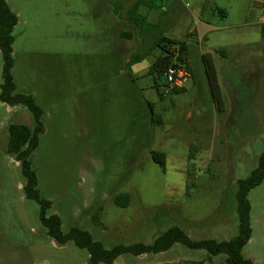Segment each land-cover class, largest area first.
I'll list each match as a JSON object with an SVG mask.
<instances>
[{
    "label": "rangeland",
    "instance_id": "obj_1",
    "mask_svg": "<svg viewBox=\"0 0 264 264\" xmlns=\"http://www.w3.org/2000/svg\"><path fill=\"white\" fill-rule=\"evenodd\" d=\"M5 1L18 17L16 92L43 111L31 157L38 191L62 231H87L106 249L150 245L171 227L194 241L235 237L237 182L264 151V0H145L156 27L144 43L120 39L128 30L122 25L98 22L101 0ZM160 38L186 43L191 75L183 91L163 99L149 75L159 48L134 69L121 66ZM206 67L214 71L212 88ZM2 84L0 54V91ZM13 125L32 129L34 120L24 106L0 102V264H88L86 250L46 235L38 204L25 199L19 163L7 153ZM153 152L164 154L163 167ZM122 195L126 208L115 202ZM248 200L252 234L242 255L264 264V181ZM171 250L208 256L181 245ZM126 258L133 257L116 262Z\"/></svg>",
    "mask_w": 264,
    "mask_h": 264
},
{
    "label": "trees",
    "instance_id": "obj_2",
    "mask_svg": "<svg viewBox=\"0 0 264 264\" xmlns=\"http://www.w3.org/2000/svg\"><path fill=\"white\" fill-rule=\"evenodd\" d=\"M142 6H146L145 0H136L129 7L127 17L129 24L133 27L132 30L128 29L123 33L122 39L132 40L134 36H137L141 43H144L148 38V29L156 27V25L149 23L145 16L139 14V9ZM17 23L18 17L16 14L11 11L5 0H0V54L3 62V84L0 91V102L10 107L24 106L34 120L32 129L24 125L9 127L7 153L19 163L21 175L25 182L22 189L24 197L38 204L40 208L39 222L46 230V235L59 246L71 242L78 249L86 250L89 255L88 264H113L120 257L137 258L144 255H157L169 251L175 245H181L189 250L206 251L209 262L218 255H224V264H253L252 261L243 257L242 250L249 242L252 234L250 224L251 206L248 194L264 181V151L258 158L256 168L246 179L237 182L235 193L238 219L237 235L228 241H194L182 229L171 227L158 235L150 245L136 243L130 246L118 245L106 249L100 242L95 241L87 231L77 228H71L66 233L62 231L60 218L57 215H48L51 203L40 196L38 180L31 160L32 154L38 146L39 137L44 130L42 124L43 111L32 96L16 92L11 75L13 68L12 46L14 43L12 33ZM261 33L264 37V24L261 26ZM151 46L150 49L142 51L140 54H133L127 67L140 63L155 48H159L161 54L149 68V75L153 78V87L159 99H163L168 94L183 91L185 88L170 89L165 79V73L169 68L175 67H185L189 71L186 43L171 38H160L158 41H154ZM206 73L208 85L212 88L215 77L212 67H206ZM156 121L154 117L151 118L153 124L157 123ZM151 156L156 164L161 167L164 166V154L153 152ZM128 198V195L118 196L115 202L118 206L126 208L129 205Z\"/></svg>",
    "mask_w": 264,
    "mask_h": 264
},
{
    "label": "crops",
    "instance_id": "obj_3",
    "mask_svg": "<svg viewBox=\"0 0 264 264\" xmlns=\"http://www.w3.org/2000/svg\"><path fill=\"white\" fill-rule=\"evenodd\" d=\"M124 1H126V0H115V3H110L108 0H101L99 6H100L101 12H103V15L100 18H98V22L100 21L102 23H107V24L111 25L110 28L112 30L115 27H118L121 25L124 26L126 29L132 30L133 26L131 24H129L128 17H127V11L129 10V8L127 9V11H124L126 13V15H125V13L123 14L121 12V8H122L121 6H122V3H124ZM135 2H136V0L134 1V3ZM263 6H264V4H263ZM145 8H146V6L140 7L139 14L142 16H145L147 18V21H149V19H148L149 17L147 15V13L145 12V10L148 11V8H146V9ZM141 12L144 15L141 14ZM123 33L119 34L120 39H122ZM171 39H173V38H171ZM104 40H105V38H104ZM124 40H126V39H124ZM174 40H176V39H174ZM126 41H131V40H126ZM113 54H115L117 57H121V58L124 57L122 54H119V53L113 52ZM132 55H130L129 59H127L126 61L124 59V62L121 66H123L127 69L128 68L127 64L129 63ZM135 66H136V64L133 65L132 69H134ZM173 247L171 249H173ZM171 249L167 252H164V253H161L158 255H153V256L144 255V256H140L137 258H131V259L126 258L125 262H123L122 264H224V259L220 260V261H216V260H214L215 258H213L212 261L209 262L207 256L202 257L200 259H195L192 257H186V256H183V254H180L177 256H170L169 252L172 251ZM179 251L180 250H176L177 253H180ZM144 258L146 260H143ZM113 264H119V263L114 262Z\"/></svg>",
    "mask_w": 264,
    "mask_h": 264
},
{
    "label": "built area",
    "instance_id": "obj_4",
    "mask_svg": "<svg viewBox=\"0 0 264 264\" xmlns=\"http://www.w3.org/2000/svg\"><path fill=\"white\" fill-rule=\"evenodd\" d=\"M264 23V18L261 19ZM165 79L170 89H181L191 79L189 71L185 67L169 68L165 73Z\"/></svg>",
    "mask_w": 264,
    "mask_h": 264
}]
</instances>
